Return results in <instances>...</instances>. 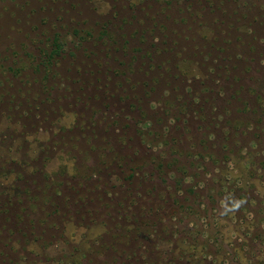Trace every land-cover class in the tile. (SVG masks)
I'll use <instances>...</instances> for the list:
<instances>
[{
    "label": "rangeland",
    "instance_id": "obj_1",
    "mask_svg": "<svg viewBox=\"0 0 264 264\" xmlns=\"http://www.w3.org/2000/svg\"><path fill=\"white\" fill-rule=\"evenodd\" d=\"M0 264H264V0H0Z\"/></svg>",
    "mask_w": 264,
    "mask_h": 264
},
{
    "label": "trees",
    "instance_id": "obj_2",
    "mask_svg": "<svg viewBox=\"0 0 264 264\" xmlns=\"http://www.w3.org/2000/svg\"><path fill=\"white\" fill-rule=\"evenodd\" d=\"M57 46L58 47L55 50H53L52 53L49 54L48 61H47L48 64L52 63V59L54 58V56H56V55L59 56L58 54L60 53V50L62 47L60 45H57Z\"/></svg>",
    "mask_w": 264,
    "mask_h": 264
}]
</instances>
